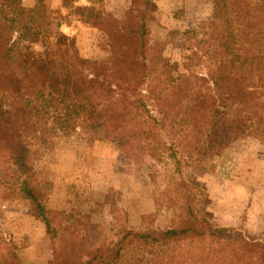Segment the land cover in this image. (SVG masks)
<instances>
[{"label":"trees","instance_id":"16d2710c","mask_svg":"<svg viewBox=\"0 0 264 264\" xmlns=\"http://www.w3.org/2000/svg\"><path fill=\"white\" fill-rule=\"evenodd\" d=\"M21 1L0 0V200L26 202L44 224L50 264H264V240L214 227L200 208L204 188L182 172L242 137L264 140V0H210V25L184 33L180 63L149 45L153 0H131L123 20L102 0H62L68 16L105 35L103 61L77 54L48 0L32 9ZM76 129L137 162L168 156L179 175L159 195L177 210L170 227L155 230L143 215L92 249L79 246L76 229L54 228L29 145ZM5 246L9 264H20L10 239Z\"/></svg>","mask_w":264,"mask_h":264},{"label":"rangeland","instance_id":"374dc122","mask_svg":"<svg viewBox=\"0 0 264 264\" xmlns=\"http://www.w3.org/2000/svg\"><path fill=\"white\" fill-rule=\"evenodd\" d=\"M35 1V0H34ZM90 0H78L88 5ZM103 10L123 20L131 0H102ZM156 11L149 24V45L170 61L179 62L184 33L208 28L210 0H153ZM35 5V4H34ZM61 30L74 38L77 54L85 59L107 58L105 35L68 16L62 0H48ZM40 51L39 45L34 47ZM28 162L47 193L46 209L56 230L76 229L79 246L92 249L114 239L119 227L138 228L143 215H153L152 228L171 226L177 210L159 198L174 174L167 155L137 162L124 156L115 143L100 134L54 131L29 145ZM185 180L200 183L207 198L200 208L216 228H242L264 240V140L242 137L230 142L200 167L182 170ZM10 239L20 264H50L52 242L44 224L28 214L21 200H0V264H9L5 242Z\"/></svg>","mask_w":264,"mask_h":264},{"label":"crops","instance_id":"0c3cea01","mask_svg":"<svg viewBox=\"0 0 264 264\" xmlns=\"http://www.w3.org/2000/svg\"><path fill=\"white\" fill-rule=\"evenodd\" d=\"M21 4L25 9H32L34 7L35 1L34 0H22Z\"/></svg>","mask_w":264,"mask_h":264}]
</instances>
